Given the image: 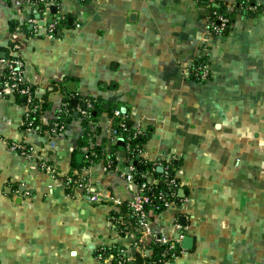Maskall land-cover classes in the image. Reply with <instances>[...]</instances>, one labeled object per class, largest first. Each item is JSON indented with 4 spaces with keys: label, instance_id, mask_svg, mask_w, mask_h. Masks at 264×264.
Instances as JSON below:
<instances>
[{
    "label": "crops",
    "instance_id": "0c3cea01",
    "mask_svg": "<svg viewBox=\"0 0 264 264\" xmlns=\"http://www.w3.org/2000/svg\"><path fill=\"white\" fill-rule=\"evenodd\" d=\"M33 1L0 0V82L5 61L18 58L44 101L42 127L66 98L75 112L97 98L95 142L113 143L112 114L122 110L143 136L140 156L175 163L178 198L149 212L156 235L192 238L189 248L181 240L174 264H264V0H215L232 18L222 34L208 31L203 0H56L52 35L27 22L42 23ZM244 3L259 9L248 13ZM198 60L208 64L205 80L190 73ZM25 107L0 93V264H113L102 247L149 256L133 223L124 215L123 226L114 222L113 200L134 195L126 168L79 166L80 118L51 136L45 127L24 130ZM15 140L34 154L14 151ZM75 173L103 190L97 201L68 194L63 179Z\"/></svg>",
    "mask_w": 264,
    "mask_h": 264
},
{
    "label": "built area",
    "instance_id": "2783aa9c",
    "mask_svg": "<svg viewBox=\"0 0 264 264\" xmlns=\"http://www.w3.org/2000/svg\"><path fill=\"white\" fill-rule=\"evenodd\" d=\"M206 5L208 6L213 0H203ZM52 5H56V0H34L32 2V13L40 15L42 19V23L39 24V18L30 15L27 19V22H30L33 27V31L36 29L44 26L46 32L49 35H52L58 29L60 24V18L56 17L54 12L50 11V7ZM258 8L257 4H246L245 9L249 12H253ZM47 15V19L43 16ZM229 23L228 19L220 14L215 13L212 19L208 21V31L214 34H222L226 32L228 29ZM190 73L194 77L199 80H205L209 77V68L206 61H202L199 63H194L190 68ZM0 93H10L16 96H22L25 98V112L24 118L22 121V125L24 126V130H32L38 129V126L32 125V121L29 119L31 111H33L36 105L31 106L33 101V91L29 83H27L23 76L22 70V61L18 58H10L5 61V68L0 82ZM85 101V109H79L81 114L86 117L87 119H91V112L90 108L92 107V103L87 99ZM62 112L65 115H69V111L67 108H58L56 119L59 117V113ZM114 116L120 117L121 113L120 110L113 111ZM124 126V124H122ZM65 129L64 122H60L58 120H53L50 124V128L46 131L47 135H58L62 134ZM138 132L134 131L133 135L135 136ZM132 136V135H131ZM112 144L116 142L119 138L118 132L112 128ZM130 135L128 136V138ZM123 150H130L129 146L121 145ZM11 147L14 151L22 154L23 156L30 157L34 154V147L31 144H26L23 141L15 140L12 141ZM82 152L84 153V158L86 161H90L89 159V147L83 146ZM117 159L122 158V156L117 155ZM127 165L125 170V177L126 180L133 186L134 195L133 197L127 202L128 213L133 217V224L137 227L139 238L137 240H144L148 238L149 241L153 240L155 243H159L160 245H164L165 248L161 252L159 264H174L177 257H179L183 253V249L181 248V240L184 237L182 233H180L176 238L168 239L161 235H156L152 232L150 227V217L147 206H152L153 202L145 190L149 191L153 188L156 182H167V188L174 192L177 188V180L174 177H168V173L171 168L170 161L161 163L160 161H154V166L161 168V171L164 173L162 178H156L152 175V172H141L140 176L146 178L144 181H138L136 178V174L138 171L133 166L132 162H126ZM42 169L50 171L51 168L48 164L44 161L41 163ZM153 166V167H154ZM106 169L114 168L112 166V160L107 159L106 163L104 164ZM155 170V169H154ZM65 188L68 194H77L80 197L86 198L90 202H95L99 199L101 195V190L99 187L95 186L92 182L87 179V176L84 173H75L64 176L63 179ZM159 199H161L165 205H167V201L165 195L162 191L159 192ZM116 204H120V200L114 199L113 200ZM178 227H181L176 222ZM117 257L120 260H124L127 258L124 249H118Z\"/></svg>",
    "mask_w": 264,
    "mask_h": 264
},
{
    "label": "trees",
    "instance_id": "16d2710c",
    "mask_svg": "<svg viewBox=\"0 0 264 264\" xmlns=\"http://www.w3.org/2000/svg\"><path fill=\"white\" fill-rule=\"evenodd\" d=\"M199 1H202V0H199ZM203 3H205V2L203 1ZM244 4H246V3H244ZM207 7L209 9V15H208L209 20L213 18L215 13H220L228 19V23L230 25L232 18L230 17L229 13L226 12L224 5H222V4L218 5L216 3V1L213 0V2L210 3ZM258 9H259V7L255 11H257ZM248 13H250V11ZM228 28H229V26H228ZM202 61L203 60H198L195 62V64L202 62ZM30 86H31L32 91H33L32 85H30ZM72 96L73 97L75 96L74 93ZM20 97L22 98L23 102H25V98H23L22 96H20ZM84 99H86V100L88 99L92 103V107L90 108V112L92 114L93 111H96V108L99 105L98 99L93 98V97H86ZM84 99L82 101L83 102L82 107L80 106L79 108H77L78 109L77 110V117L80 118L81 124L84 127V134L82 136L81 145L89 147L88 154H89L90 161H85V160L83 161V159H82L81 163L78 165L80 166L81 164H86L89 162H95L98 160H103V162L106 163L107 159H111L113 167H116V166L125 167L127 165L126 162L131 161L133 166L135 167V169L138 171V174H136V178L138 181H142V180L144 181L146 179V178H143L140 176L141 172L149 173V171H151L152 175L154 177L162 178L164 173L162 171L157 170L158 167H157V165L154 166V163H153L154 161H147L140 156L139 153H140V148H141L143 136H140V133H137L135 136L133 135L135 130L132 129L130 122L128 120V116L124 111L120 110V113H121L120 117L114 116V113L112 114L113 115L112 127H113V129H115L118 132V135L123 139V145L124 146L128 145L130 148V150L125 151V156L122 158H119V159L116 158V156L118 155V153L116 151L117 150L116 149L117 148L116 143L111 144L107 147L105 144H102L101 142H95V131L90 127L91 119H87L86 117H84L79 110V109H85V107H86ZM42 104H44V101L39 99L38 97H36L34 94V91H33V101L31 103V106L33 107V105H36V107L33 111H31L29 119L32 121V125L39 127L40 131H43V127H45L46 130H48L50 128V124H51L50 123L49 125L42 127L38 123V114L40 113V111L42 109ZM76 107H77V105L72 107L69 103V98H66L65 102L62 104V106L60 108H67V110L69 111V115H65L62 112H60L59 117L57 119L55 118V120H58L60 122H64V124H65L67 119H71L74 117V112L76 111L75 110ZM122 124H124V126H122ZM129 135H130V137L128 138ZM83 155H84V153H82V156ZM160 162L163 163L164 161H160ZM170 164H171V168H170V171H169L167 176L168 177H174L176 179V177H175V163L173 161H170ZM178 186L174 192H171L167 188V182H156L151 190H149V191L145 190V192L148 195H150L152 202H153L152 206H147L148 211H150L152 213H157V212L164 209L165 203L161 199H159V192L160 191L163 192V194L165 195L166 201L168 203L174 199H177L178 198V188H179ZM127 202L128 201L121 202L119 204L120 209L118 211L112 212V214L115 215L114 216V222L117 223V225L119 227L124 225L118 221V218L120 215H124L127 218V220L130 221L131 223H133V220H134L133 217L131 215H129V213H128ZM149 217L152 218L151 214H149ZM148 245L151 246V254L147 257L142 256L141 258L138 256L136 259L124 258V260H120V259H118L116 252H114L111 249L107 250L104 247L100 248L98 250V253H99V255H101V254L109 255L110 253H113V256L111 258V262L113 264H140L142 262L144 264H159L160 263L159 262L160 255H161V252L164 250L165 246L160 245L159 243H155L153 240H150ZM119 249H121V248H119Z\"/></svg>",
    "mask_w": 264,
    "mask_h": 264
},
{
    "label": "water",
    "instance_id": "95a60500",
    "mask_svg": "<svg viewBox=\"0 0 264 264\" xmlns=\"http://www.w3.org/2000/svg\"><path fill=\"white\" fill-rule=\"evenodd\" d=\"M51 10H52V12H55V11H56V6H55V5H52V6H51ZM72 102H73V104H72L73 106L76 105V100H73ZM74 115L77 116V112H75ZM92 115L95 117L96 112L93 111V112H92ZM117 144L120 145V146L123 145V139H122V138H119V139L117 140ZM120 155H121L122 157H124V156H125V150H121V151H120ZM77 157H78V159H79L78 161L80 162V160H81V154H79ZM157 170L161 171V168L158 167ZM179 192H181V189H179ZM179 195L182 196L183 194L181 193V194H179ZM191 243H192V238H191V237H189V236H184V237H183V239H182V246H183V247H185V248L188 247V248H189L190 245H191Z\"/></svg>",
    "mask_w": 264,
    "mask_h": 264
}]
</instances>
